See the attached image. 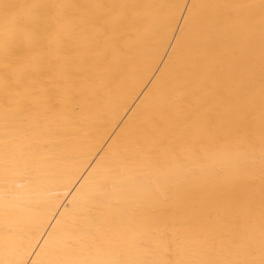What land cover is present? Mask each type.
<instances>
[{"label": "bare ground", "instance_id": "1", "mask_svg": "<svg viewBox=\"0 0 264 264\" xmlns=\"http://www.w3.org/2000/svg\"><path fill=\"white\" fill-rule=\"evenodd\" d=\"M0 264H264V0H0Z\"/></svg>", "mask_w": 264, "mask_h": 264}]
</instances>
